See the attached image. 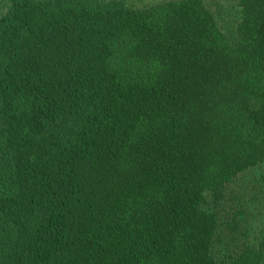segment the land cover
Wrapping results in <instances>:
<instances>
[{"label": "trees", "instance_id": "trees-1", "mask_svg": "<svg viewBox=\"0 0 264 264\" xmlns=\"http://www.w3.org/2000/svg\"><path fill=\"white\" fill-rule=\"evenodd\" d=\"M8 0L0 264H264V0Z\"/></svg>", "mask_w": 264, "mask_h": 264}, {"label": "rangeland", "instance_id": "rangeland-1", "mask_svg": "<svg viewBox=\"0 0 264 264\" xmlns=\"http://www.w3.org/2000/svg\"><path fill=\"white\" fill-rule=\"evenodd\" d=\"M161 0H124L130 6H143ZM205 4L212 10L216 20L221 27L229 35H233L235 27L239 20L238 0H203ZM8 0H0V15L6 10ZM254 175L261 173L264 175V167L253 170Z\"/></svg>", "mask_w": 264, "mask_h": 264}]
</instances>
